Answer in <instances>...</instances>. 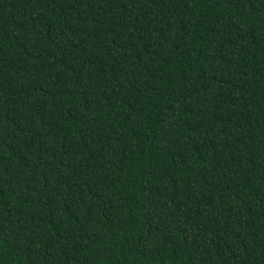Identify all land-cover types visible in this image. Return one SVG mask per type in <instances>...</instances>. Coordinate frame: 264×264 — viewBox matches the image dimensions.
<instances>
[{"label": "trees", "instance_id": "obj_1", "mask_svg": "<svg viewBox=\"0 0 264 264\" xmlns=\"http://www.w3.org/2000/svg\"><path fill=\"white\" fill-rule=\"evenodd\" d=\"M0 264H264V0H0Z\"/></svg>", "mask_w": 264, "mask_h": 264}]
</instances>
